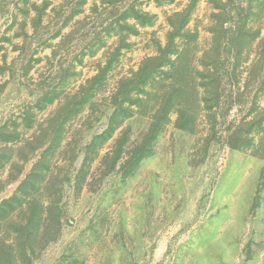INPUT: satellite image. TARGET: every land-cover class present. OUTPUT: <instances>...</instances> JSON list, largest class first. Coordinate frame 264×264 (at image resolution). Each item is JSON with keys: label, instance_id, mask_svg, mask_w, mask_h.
Segmentation results:
<instances>
[{"label": "rangeland", "instance_id": "374dc122", "mask_svg": "<svg viewBox=\"0 0 264 264\" xmlns=\"http://www.w3.org/2000/svg\"><path fill=\"white\" fill-rule=\"evenodd\" d=\"M0 264H264V0H0Z\"/></svg>", "mask_w": 264, "mask_h": 264}]
</instances>
